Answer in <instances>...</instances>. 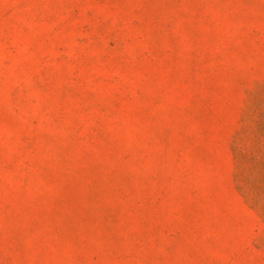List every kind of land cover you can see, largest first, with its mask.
Returning a JSON list of instances; mask_svg holds the SVG:
<instances>
[{"label":"rangeland","instance_id":"rangeland-1","mask_svg":"<svg viewBox=\"0 0 264 264\" xmlns=\"http://www.w3.org/2000/svg\"><path fill=\"white\" fill-rule=\"evenodd\" d=\"M0 264H264V0H0Z\"/></svg>","mask_w":264,"mask_h":264}]
</instances>
